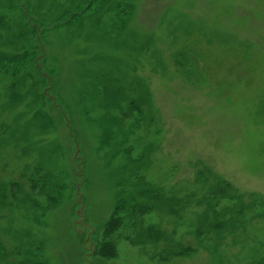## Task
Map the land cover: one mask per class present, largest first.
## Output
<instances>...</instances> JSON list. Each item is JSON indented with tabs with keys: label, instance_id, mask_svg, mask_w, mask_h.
Wrapping results in <instances>:
<instances>
[{
	"label": "rangeland",
	"instance_id": "obj_1",
	"mask_svg": "<svg viewBox=\"0 0 264 264\" xmlns=\"http://www.w3.org/2000/svg\"><path fill=\"white\" fill-rule=\"evenodd\" d=\"M0 264H264V0H0Z\"/></svg>",
	"mask_w": 264,
	"mask_h": 264
},
{
	"label": "trees",
	"instance_id": "obj_2",
	"mask_svg": "<svg viewBox=\"0 0 264 264\" xmlns=\"http://www.w3.org/2000/svg\"><path fill=\"white\" fill-rule=\"evenodd\" d=\"M146 235H147L146 232L142 234L143 237L146 236ZM139 241H140V242H143V240H140V239H139Z\"/></svg>",
	"mask_w": 264,
	"mask_h": 264
}]
</instances>
